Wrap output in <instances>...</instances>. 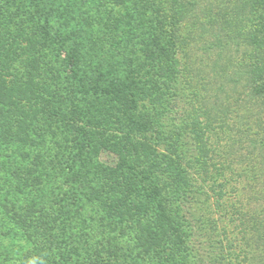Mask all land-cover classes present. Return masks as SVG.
I'll use <instances>...</instances> for the list:
<instances>
[{
  "label": "trees",
  "instance_id": "1",
  "mask_svg": "<svg viewBox=\"0 0 264 264\" xmlns=\"http://www.w3.org/2000/svg\"><path fill=\"white\" fill-rule=\"evenodd\" d=\"M159 1L0 0V242L22 250L10 264H203L198 235L264 241L263 192L243 212L210 162L211 123L179 113L183 4L168 17ZM252 74L263 101L264 67Z\"/></svg>",
  "mask_w": 264,
  "mask_h": 264
},
{
  "label": "rangeland",
  "instance_id": "2",
  "mask_svg": "<svg viewBox=\"0 0 264 264\" xmlns=\"http://www.w3.org/2000/svg\"><path fill=\"white\" fill-rule=\"evenodd\" d=\"M159 3L171 17L173 6L169 0ZM182 4L183 11L175 26L179 113L184 112L190 118L197 113L202 125L211 123L214 129L208 144L212 149L210 162L213 159L212 165L222 168L225 180L221 178L218 182L231 183L230 191L238 189L234 200L243 212H248L258 206L252 199L254 192L264 194V144L255 140L258 136L264 141V100L253 96L251 81L252 71L264 67V0H182ZM88 8L93 12L99 10L94 1ZM255 37L259 44L254 45ZM2 149L0 142L2 156L11 157ZM120 160L107 151L100 155V162L111 168H116ZM207 178L208 184H212L211 174ZM64 190L56 191V196L65 197L69 188L65 185ZM261 207L264 209V203ZM241 232L239 227L234 231L233 246L224 234L212 236L214 244L208 241V235H198L190 245L212 248L205 249L203 264H264V241L259 235L244 236ZM69 236L66 232L63 238ZM19 237L0 242V261L4 264L14 263L22 253L16 244ZM258 245L260 252L256 250ZM217 247L219 250H215ZM228 249L233 251L231 255ZM66 253L58 258L60 263L78 264Z\"/></svg>",
  "mask_w": 264,
  "mask_h": 264
}]
</instances>
